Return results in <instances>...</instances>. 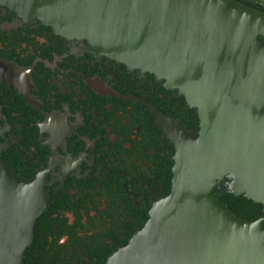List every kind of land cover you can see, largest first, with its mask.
I'll list each match as a JSON object with an SVG mask.
<instances>
[{
  "label": "water",
  "instance_id": "95a60500",
  "mask_svg": "<svg viewBox=\"0 0 264 264\" xmlns=\"http://www.w3.org/2000/svg\"><path fill=\"white\" fill-rule=\"evenodd\" d=\"M87 51L148 72L195 110L196 128L156 115L172 144L169 190L100 264H264V11L239 0H0ZM29 69L0 60L22 94ZM226 181L261 204L247 219L212 194ZM0 158V264H23L46 194Z\"/></svg>",
  "mask_w": 264,
  "mask_h": 264
},
{
  "label": "flooded vegetation",
  "instance_id": "af4514ba",
  "mask_svg": "<svg viewBox=\"0 0 264 264\" xmlns=\"http://www.w3.org/2000/svg\"><path fill=\"white\" fill-rule=\"evenodd\" d=\"M242 1L264 10V0ZM4 59L29 69L22 94L0 81V158L46 194L34 223L40 252L94 264L127 241L167 190L170 153L149 106L184 126L195 110L152 74L2 4Z\"/></svg>",
  "mask_w": 264,
  "mask_h": 264
},
{
  "label": "trees",
  "instance_id": "16d2710c",
  "mask_svg": "<svg viewBox=\"0 0 264 264\" xmlns=\"http://www.w3.org/2000/svg\"><path fill=\"white\" fill-rule=\"evenodd\" d=\"M239 1L243 2L242 0H239ZM243 3H246V2H243ZM258 9L263 10L262 8H258ZM258 38L260 39V37ZM185 121H187L188 123V124H185V128L191 129V127L196 126L195 124L197 123V117L195 115H192L190 116V119L185 120ZM166 143L168 145V153H171L173 149L172 144L167 141ZM167 161H168V165H171L172 161L170 157H168ZM170 175H171V170L169 169L167 190H169ZM167 190H165L164 193H166ZM212 194L216 196L221 202L226 203V205L232 210V212L244 218L256 219L262 213L261 211L262 206L260 203L253 202L252 200L246 197H243L241 195L233 194L231 190H229L228 183L226 181H223V183L220 185H216L214 190H212ZM38 243H39V240L34 231L33 239L31 243H29L23 250V255H24L23 264H57L58 262H62L60 257L57 255L42 254L40 252L42 251V247ZM107 255L103 256L101 259H99L94 264L102 263ZM65 264L67 263L65 262Z\"/></svg>",
  "mask_w": 264,
  "mask_h": 264
}]
</instances>
